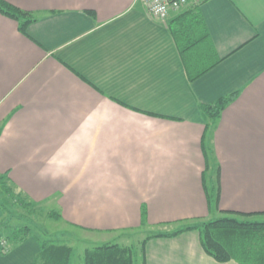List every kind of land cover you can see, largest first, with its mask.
Here are the masks:
<instances>
[{
	"label": "crops",
	"instance_id": "1",
	"mask_svg": "<svg viewBox=\"0 0 264 264\" xmlns=\"http://www.w3.org/2000/svg\"><path fill=\"white\" fill-rule=\"evenodd\" d=\"M5 1L37 18L24 36L0 14V174L14 189L93 233L264 213V0L200 7L221 62L195 82L173 34L188 9L162 21L133 0ZM235 93L211 136L220 197L209 206L201 107ZM31 242L0 264H32ZM144 252L146 264H220L197 231Z\"/></svg>",
	"mask_w": 264,
	"mask_h": 264
},
{
	"label": "trees",
	"instance_id": "2",
	"mask_svg": "<svg viewBox=\"0 0 264 264\" xmlns=\"http://www.w3.org/2000/svg\"><path fill=\"white\" fill-rule=\"evenodd\" d=\"M205 2L206 0L200 5L188 7L187 14L183 16L181 27L173 32L190 82L200 79L221 62L211 47L208 32L202 22L200 7ZM0 14L16 22L20 33L24 36H28L27 29L37 21L33 13L24 11L5 0H0ZM237 97L238 93H235L219 99L212 105L201 107L206 119L202 139V150L206 166L202 175V183L209 206L211 204L216 206L220 197V168L217 167L213 170L215 173L213 172L211 178L209 174L211 160L214 155L211 136L218 127L225 109ZM146 115L159 117L151 114ZM159 118L176 120L166 117ZM0 194V212L3 217L14 216L13 212L18 209L29 211L38 209L39 205L30 202L23 193L14 189L7 175L0 174ZM15 215L21 217L17 213ZM50 216L57 220L62 219L60 213H52ZM262 216H264V213H262ZM7 222V219L0 220V234H9L6 237L0 236V258L7 256L30 239H33L38 245L39 251L34 256L32 264H71L72 249L67 244L50 240L42 241L33 235L30 227L24 226L11 230L9 225L6 226ZM146 226V211L143 209L142 229ZM170 226L173 225L169 224L162 227ZM176 226L178 228L172 232H157L147 237L143 242V252L146 243L151 239L173 238L185 232L197 231L204 252L220 264L231 261L237 264H264V222H243L236 218H219L209 221L198 218L181 221L174 224V227ZM84 264H136V261L132 249L119 244H104L86 250ZM144 264H146L145 261Z\"/></svg>",
	"mask_w": 264,
	"mask_h": 264
},
{
	"label": "rangeland",
	"instance_id": "3",
	"mask_svg": "<svg viewBox=\"0 0 264 264\" xmlns=\"http://www.w3.org/2000/svg\"><path fill=\"white\" fill-rule=\"evenodd\" d=\"M212 160L209 173L210 178L213 176V172L215 173V171H213L215 167ZM37 208L38 209L35 211L18 209L16 212H13L14 216H2L0 220L2 221V219H7L8 222L6 226L9 225L11 230L24 226L30 227L33 235L42 241L50 240L67 244L72 249L71 264H84V255L86 250L104 244H119L120 246L130 248L133 251L136 264H144L145 252H143V242L146 238L156 234L157 232H172L178 228L177 226H172L173 228L170 229L160 230L152 228L149 230L132 231L120 234L93 233L87 232L81 228L72 227L71 225L65 223L62 219L57 220L56 218H52L50 215L53 212L56 214L60 213L56 210L55 203L53 202H46L45 204L39 205ZM15 213L21 217L16 216ZM214 218H236L237 220L243 222H264V216L262 215L245 217L238 214L219 213L217 214V217ZM8 235L9 234L7 233L0 234L2 237H6ZM2 239L4 240V238ZM31 243L37 245L33 239Z\"/></svg>",
	"mask_w": 264,
	"mask_h": 264
},
{
	"label": "built area",
	"instance_id": "4",
	"mask_svg": "<svg viewBox=\"0 0 264 264\" xmlns=\"http://www.w3.org/2000/svg\"><path fill=\"white\" fill-rule=\"evenodd\" d=\"M141 2L149 15L155 19L165 21L172 13L181 12L190 6L200 5L204 0H133ZM3 245H5L3 243Z\"/></svg>",
	"mask_w": 264,
	"mask_h": 264
}]
</instances>
